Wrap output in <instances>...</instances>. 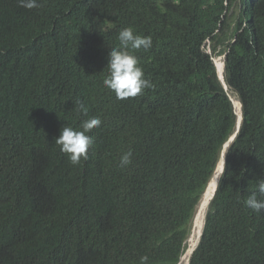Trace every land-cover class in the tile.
I'll list each match as a JSON object with an SVG mask.
<instances>
[{
    "label": "trees",
    "instance_id": "trees-1",
    "mask_svg": "<svg viewBox=\"0 0 264 264\" xmlns=\"http://www.w3.org/2000/svg\"><path fill=\"white\" fill-rule=\"evenodd\" d=\"M38 2L0 0V264H180L236 130L226 52L242 121L188 264H264V210L244 204L264 199V0ZM126 27L152 38L134 55L154 87L117 100L103 79ZM93 117L74 166L55 138Z\"/></svg>",
    "mask_w": 264,
    "mask_h": 264
},
{
    "label": "clouds",
    "instance_id": "clouds-1",
    "mask_svg": "<svg viewBox=\"0 0 264 264\" xmlns=\"http://www.w3.org/2000/svg\"><path fill=\"white\" fill-rule=\"evenodd\" d=\"M19 5L27 9L38 8L40 6L38 0H19ZM117 39L119 42L118 47L112 48L109 53L107 75L103 79V84L106 89L115 94L117 100H127L142 95L145 89L154 87V84L149 79L145 78L139 59L134 55V52L140 49L145 51L149 50L152 47V38L151 36L136 34L132 27H126L120 30ZM76 104L78 105V111L86 115L88 109L84 104L79 100L76 101ZM101 123L102 121L99 117H93L82 122L81 130H75L73 127L64 126L60 131V135L55 138L54 143L60 147L61 152L67 155L72 165H79L82 160L88 159V150L93 144V138L88 133H90L93 128L99 127ZM132 155L131 149L123 152L119 158L120 166H128L131 163ZM223 170L217 174L218 186L219 178L222 176ZM257 188L260 196L264 197V178L258 179ZM244 204L254 212L264 210V199H258L255 193L249 195L244 201ZM200 237L201 236H199V238ZM189 259L190 258H188V260ZM148 260L149 258L147 255L141 256L140 264H148Z\"/></svg>",
    "mask_w": 264,
    "mask_h": 264
},
{
    "label": "bare ground",
    "instance_id": "bare-ground-1",
    "mask_svg": "<svg viewBox=\"0 0 264 264\" xmlns=\"http://www.w3.org/2000/svg\"><path fill=\"white\" fill-rule=\"evenodd\" d=\"M223 61H224V58L222 56H219L217 57V59H215L218 73L222 79L224 75V62ZM227 91L230 93V96L232 97V100L234 102L235 109H236L238 116H240L241 115V103L238 98V95L232 89H230L229 86H227ZM222 166H223V158L220 159L219 164L217 166V171L215 172L214 176L211 178L206 192L202 195L197 205L196 215L193 220V229H192L191 237L189 239L188 248L182 257L180 264L183 262H184L183 264H187L188 258L192 250L197 244L198 238L202 232V228L204 225V218L206 215V211L208 209L209 203L211 201V198L217 186V174L222 171Z\"/></svg>",
    "mask_w": 264,
    "mask_h": 264
},
{
    "label": "water",
    "instance_id": "water-1",
    "mask_svg": "<svg viewBox=\"0 0 264 264\" xmlns=\"http://www.w3.org/2000/svg\"><path fill=\"white\" fill-rule=\"evenodd\" d=\"M226 55H227V52L224 54V70H225V58H226ZM213 60H214V63H215V65H216V62H215V59L213 58ZM216 68H217V65H216ZM217 74H218V77H219V79H220V81L222 82V84H223V87H224V89H225V91L227 92V94H228V96H229V98L231 99V101H232V103H233V106H234V109H235V105H234V102H233V100H232V97L230 96V94H229V92L227 91V84L226 83H224L225 82V78H224V75H223V79L220 77V75H219V73H218V69H217ZM241 103V102H240ZM235 112H236V109H235ZM236 114H237V112H236ZM241 121H242V103H241V115L240 116H238V114H237V125H236V131L228 138V140L225 142V144L223 145V147H222V152H221V156H220V159L221 158H223V166H222V170L224 169V165H225V152H226V149H227V147H228V145H229V143H231L232 141H233V139L235 138V136H236V134H237V132H238V129H239V126H240V124H241ZM220 161V160H219ZM218 164H219V162H218ZM218 164H217V166H218ZM217 166H216V168H215V170H214V172H213V174H212V176H211V178L214 176V174H215V172L217 171ZM211 178H210V180H211ZM210 180H209V182H208V184H207V186H206V188H205V190H204V192H203V194L206 192V190H207V188H208V185H209V183H210ZM216 189H217V186H216ZM216 189H215V191H214V194H215V192H216ZM214 194H213V196H212V198L214 197ZM212 198H211V200H212ZM203 229V228H202ZM200 236H201V234H200ZM199 240V239H198ZM198 243V242H197ZM193 251V250H192ZM192 253V252H191ZM190 256H191V254H190ZM190 256H189V258H190ZM189 261V260H188ZM188 261H187V264H188Z\"/></svg>",
    "mask_w": 264,
    "mask_h": 264
},
{
    "label": "rangeland",
    "instance_id": "rangeland-1",
    "mask_svg": "<svg viewBox=\"0 0 264 264\" xmlns=\"http://www.w3.org/2000/svg\"><path fill=\"white\" fill-rule=\"evenodd\" d=\"M238 10H239V9L237 8V10H236V12H235V15H237ZM207 45H209V43H208ZM207 49H208L209 52H211V49H209V48H207ZM224 54H225V53H221V54L215 55L213 58H214V59H217V57H219V56L224 57ZM229 94H230V93H229ZM195 215H196V214H195ZM193 220H194V219H193ZM192 229H193V221H192V225H191V233H192ZM191 233H190V234H191ZM189 237H191V235H190ZM189 239H190V238H188L187 247H188ZM183 263H184V262H183ZM183 263H181V264H183Z\"/></svg>",
    "mask_w": 264,
    "mask_h": 264
}]
</instances>
